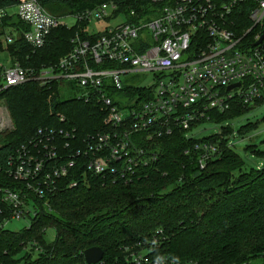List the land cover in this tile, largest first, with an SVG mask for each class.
<instances>
[{
  "label": "built area",
  "instance_id": "2783aa9c",
  "mask_svg": "<svg viewBox=\"0 0 264 264\" xmlns=\"http://www.w3.org/2000/svg\"><path fill=\"white\" fill-rule=\"evenodd\" d=\"M10 8L15 12L9 13ZM9 18L25 29L4 25ZM66 19H73V25L86 22L85 38L75 34L67 54L38 70L22 68L4 51L0 95L30 81L41 86L65 83L76 100L103 112L102 129L86 139H75L74 129H40L14 148L4 171L22 187L1 189L9 212L0 228L2 222L28 214L29 204L34 217L32 198L45 202L62 179L68 187L87 184L94 176L103 182L131 181L156 159V139L177 131L197 138L187 132L201 122L214 121L235 106L264 105V0H148L121 11L109 2L62 19L48 15L36 0H17L0 7L1 47L5 50L19 39L33 51L40 49L52 30L73 26H67ZM115 20L120 22L100 33L87 31L93 21ZM148 75L152 82L144 84ZM12 128L0 97V136ZM233 132L227 147H233ZM59 136L70 140L62 143ZM217 141L193 143L200 169L219 156ZM23 249L36 253L40 247L29 241ZM129 257L132 264H171L143 251Z\"/></svg>",
  "mask_w": 264,
  "mask_h": 264
},
{
  "label": "trees",
  "instance_id": "16d2710c",
  "mask_svg": "<svg viewBox=\"0 0 264 264\" xmlns=\"http://www.w3.org/2000/svg\"><path fill=\"white\" fill-rule=\"evenodd\" d=\"M57 19L68 18L112 2L129 10L148 0H36ZM17 0H0L9 7ZM6 26L25 28L14 18ZM86 22L51 31L44 46L33 51L16 39L7 51L22 68L38 70L55 64L70 51V39L85 38ZM62 83L41 86L37 81L12 87L0 97L8 109L13 128L3 133L0 144V220L9 212L1 200V189L20 188L9 177L6 156L34 137L38 130L70 131L75 139H86L102 129L104 117L96 106L64 94ZM61 86V87H60ZM70 92V90H68ZM248 108L235 106L214 117L224 122L243 116ZM63 118V120H60ZM255 124L246 123L237 132L245 134ZM202 138H186L184 131L156 139L157 157L139 169L131 181H105L89 177L87 184L68 187L66 180L47 199L32 198L37 212L30 224L12 231L0 228V264H87L83 251L91 246L103 250L95 264H132L131 252L152 258H167L171 264H264V163L246 167L234 147H227L231 125ZM219 129V130H220ZM62 143L70 138L61 137ZM217 141L219 156L200 169L193 143ZM79 142V141H78ZM244 150L264 158V151L248 143ZM68 146L65 153H69ZM52 227L55 236L46 241ZM40 250L28 253L27 242Z\"/></svg>",
  "mask_w": 264,
  "mask_h": 264
},
{
  "label": "rangeland",
  "instance_id": "374dc122",
  "mask_svg": "<svg viewBox=\"0 0 264 264\" xmlns=\"http://www.w3.org/2000/svg\"><path fill=\"white\" fill-rule=\"evenodd\" d=\"M15 8H10L9 13H14ZM120 20L110 21V22H91L88 26L87 31L90 33H100L103 29L108 26H114L119 23ZM73 19H66L65 24L67 26L73 25ZM5 52L0 53V62L7 63ZM140 77V76H138ZM145 79L144 84H149L152 82L151 75H148ZM139 82H135L134 84H138ZM63 89V93L70 96H74L73 92H69V88L66 87L64 83L61 87ZM248 112H246L243 116L232 118L231 120H226L224 122H215V121H207L199 123L195 128L191 131H188L187 134L196 133L197 138H202L212 133L221 132L220 127L225 125H231L234 129V137L231 138V141L234 143L233 147L235 151L240 155L242 160L244 161V166L246 167H257L264 163V158L255 156L253 153L244 150V147L248 143L255 144L257 149L264 151V105L253 108L252 106L248 107ZM255 124L253 128H250L246 131L245 134H239L237 130L245 125L246 123ZM220 129V130H219ZM8 132V131H7ZM3 135V134H2ZM3 136L0 137V144ZM4 140V139H3ZM25 211H29L28 214L24 213V215L18 219L12 218L10 221L2 222V226L4 229H9L12 231H19L30 224L31 216L33 215L34 209L30 206V204L25 208ZM55 236V231L52 227H48L44 233V237L46 241H51ZM30 253V252H28ZM34 253V252H33ZM252 264H261V259H254Z\"/></svg>",
  "mask_w": 264,
  "mask_h": 264
},
{
  "label": "water",
  "instance_id": "95a60500",
  "mask_svg": "<svg viewBox=\"0 0 264 264\" xmlns=\"http://www.w3.org/2000/svg\"><path fill=\"white\" fill-rule=\"evenodd\" d=\"M262 39H263V35L260 40ZM231 88L232 87H228V90ZM82 254L87 264H95L102 260L103 250L98 246H91V247L86 248Z\"/></svg>",
  "mask_w": 264,
  "mask_h": 264
}]
</instances>
